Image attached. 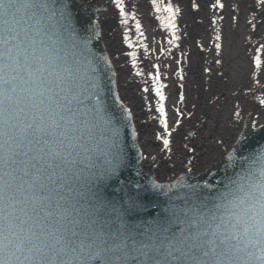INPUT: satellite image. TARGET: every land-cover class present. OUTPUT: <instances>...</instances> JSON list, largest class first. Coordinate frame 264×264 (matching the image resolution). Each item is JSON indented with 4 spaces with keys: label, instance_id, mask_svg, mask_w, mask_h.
<instances>
[{
    "label": "snow or ice",
    "instance_id": "snow-or-ice-1",
    "mask_svg": "<svg viewBox=\"0 0 264 264\" xmlns=\"http://www.w3.org/2000/svg\"><path fill=\"white\" fill-rule=\"evenodd\" d=\"M113 2L125 16L122 0ZM256 3L264 8V0ZM65 7L56 9L62 19ZM163 10L169 16L161 23L178 39L179 8ZM54 14L52 0H0V264H264V172L211 208L202 205L205 211L194 206L136 222L142 203L105 200L100 185L120 157L97 165L88 154L79 68L57 47L64 41L48 24ZM215 47L219 54L221 44ZM128 55L135 67L136 53ZM159 79L157 71L153 90L168 148Z\"/></svg>",
    "mask_w": 264,
    "mask_h": 264
},
{
    "label": "bare ground",
    "instance_id": "bare-ground-1",
    "mask_svg": "<svg viewBox=\"0 0 264 264\" xmlns=\"http://www.w3.org/2000/svg\"><path fill=\"white\" fill-rule=\"evenodd\" d=\"M81 1L85 4L90 2ZM100 1L105 4L101 16L106 18L104 25L100 24V32L114 68L117 93L131 113L138 142L141 147L145 145L148 148V155L142 156L140 161L150 173L165 179L173 171L189 170L186 161L182 164L178 159L175 160L178 154L198 159V163L206 162L211 151L217 148V141L224 143L226 147L229 145L239 128L242 110L251 105V111H257L253 122L264 120V104L259 103L264 99V8L259 6L256 0H219L223 7L217 6V0H156L155 5L152 0H122L125 10L123 17L113 0ZM108 1H112L111 5ZM169 4L173 10L179 8L175 18V36L178 39L175 40L172 30L161 23V19L167 21L169 13L163 9ZM156 7L161 11L157 12ZM123 19H127V24L121 23ZM137 23L140 24L139 32ZM217 34L221 37L219 41L216 40ZM125 35L132 47L125 41ZM217 43L221 44L219 54L215 47ZM257 48L261 49L260 52H257ZM129 52L136 53L135 67ZM257 56L261 62L260 68L255 67L251 60L255 62ZM201 59L202 63L204 62L202 66L206 63L209 65L210 73L206 74L207 79L204 72H193ZM217 60L220 63H217ZM157 71L159 76L165 78H170V75L183 78L185 74V77H190L199 86L196 90L193 87L192 90L198 95L195 102L197 110L194 109L195 115L191 114L196 116L193 117V125L196 128L188 125V120L185 121L187 126L180 132L181 140H175L177 147L172 152L175 157L173 167L167 162L169 157H161L159 154L161 152L157 148L158 140L154 134L157 119L152 114L153 109L148 108V104L137 105L141 96L150 100L149 94L138 90V87L145 85L148 78L153 79ZM137 72L140 75H137ZM257 75L259 76L256 79L260 82L263 80L262 84L253 83L252 79ZM203 80L211 82L212 93H217L214 98L215 107L213 106L215 110L211 108L210 102H207L208 109L206 104H202ZM242 84L251 87L246 96L240 90ZM146 86H151V83ZM255 90L263 92L256 94ZM203 115H209V120ZM204 125H217V128L208 129V126L204 130ZM150 131H153V134ZM193 134L200 135L199 139L193 140V148L190 150L183 149V145H190ZM212 135L216 142L210 139ZM156 157L161 160L159 166L151 168ZM195 162L197 161L192 160L190 165H195Z\"/></svg>",
    "mask_w": 264,
    "mask_h": 264
},
{
    "label": "water",
    "instance_id": "water-1",
    "mask_svg": "<svg viewBox=\"0 0 264 264\" xmlns=\"http://www.w3.org/2000/svg\"><path fill=\"white\" fill-rule=\"evenodd\" d=\"M61 4L66 5L67 19L56 11ZM99 7L98 3L88 5L81 0H52L55 14L48 24L54 25L59 39L64 41L58 40L57 47L72 53L69 64L75 62L74 66L79 68V92L83 100L80 107L82 119L87 122L83 142L90 149L88 154L97 165H103L113 155L120 157L115 174L100 185L105 200L117 207L126 206L130 199L142 203L144 210L135 217L136 222H141L194 206L205 211L202 205L211 208L239 184L258 180L264 172V124L252 126L249 116L231 147L200 173H182L171 181H157L141 168L135 128L127 107L116 93L114 70L95 19ZM22 14L27 19L30 13ZM252 106L242 110L234 136Z\"/></svg>",
    "mask_w": 264,
    "mask_h": 264
},
{
    "label": "rangeland",
    "instance_id": "rangeland-1",
    "mask_svg": "<svg viewBox=\"0 0 264 264\" xmlns=\"http://www.w3.org/2000/svg\"><path fill=\"white\" fill-rule=\"evenodd\" d=\"M108 2L111 5L112 1H108ZM102 4L105 5L104 3H102ZM103 25H104V23H103ZM257 49H259V48H257ZM260 50H259V52H260ZM251 60L254 63V66L256 67L253 59H251ZM203 63H202V59H201V61L198 60V63L196 64L193 72H197V71L204 72L205 73V79H207L206 74L210 73V69H209V65L207 63H206L207 66L206 65L202 66ZM258 76L259 75H257L256 77H253V79H252V80H254L253 83L258 82V83L262 84L263 80L260 82V81H258L259 79H256ZM149 82H150V79H148V81L145 83V85L144 84H143V86L139 85L138 90H142L143 92H147L149 94L150 100L148 101L144 96H141V97H139V99L137 97L139 102H137V99H136V102L138 103L137 105L148 104V108L153 109L152 114L157 119L155 122L156 127L154 129V132H155L154 134L156 135V138H157V134H159L162 137L161 139H157L158 140L157 148L161 152L159 154L161 157L162 156H166L167 158L169 157L167 162L170 166L173 167L175 165V162H174L175 157L173 156L174 153L172 154V152H174L175 148L177 147L175 140L179 141L180 132H181L182 128L184 130L185 127L187 126V124L185 125V121L188 120V122H187L188 125L190 124L193 128H196V127H194L195 125H193L194 124L193 119L196 116H191V114L193 113V115H195L194 109L197 110V107H196L197 105L195 104V102H196L198 95H196L195 91L192 92V90H193V87L196 90V88L197 87L199 88V86L197 83H195V81L191 80L190 77L189 78H187V76L185 77V74H184L183 78H177L176 75H170V78H165L164 76L160 77L159 83L163 84L165 86L162 89V91L164 93V97H165L163 103H164L166 118L168 121L169 132L171 133L170 135H167V138L169 139V146H168V148H165L164 144H163V137L166 134L164 132L163 126L160 124V114H159V112L156 111L157 106L159 105L160 101H159V97L156 96V94L153 90V87L146 86L147 83H149ZM210 83L211 82H209L208 80H206V81L203 80V83H202L203 88L202 89H204V91H203L204 96H202L201 101L205 102V103L203 102L202 104H206L207 109L209 108L207 105V102L208 103L210 102V104H212L211 108L214 109V107H215L214 98L217 96V93H212L213 90L210 87ZM250 85L252 87L251 83H250ZM251 87L249 88L246 86V84H242L240 90H242L243 95L246 96L247 92H250ZM145 89H147V91H145ZM255 91L257 92V90H255ZM261 92H263V91L257 92L256 94L261 93ZM251 96H252V94H250V97ZM132 97H134V96H132ZM212 102H214V103H212ZM188 104L190 105V107L187 108ZM256 105H258V104H256ZM140 110H141V108H140ZM207 112H209V111L207 110ZM209 117H210L209 115H207V117L204 116V118H206L207 120H209ZM177 121H179V123H177ZM201 127H202V125H201ZM207 127H208V129H210V128L216 129L217 125H204V130H206ZM191 130L193 131V129H191ZM194 131L197 132V131H199V129H197V130L194 129ZM151 134H153V131L151 132ZM209 136H211V135H209ZM199 137H200V135L193 134V136L191 137L192 139L190 140V145L187 147L183 145V149L187 148V150L188 149L190 150L191 148H193V140L195 138L199 139ZM210 139H212L213 142L217 141L213 135ZM216 144L218 145L217 148L214 149L213 151H211V154L209 155V157L206 158V162L200 161L198 163V161H199L198 159L197 160L192 159V158L190 159L187 157H183L180 154H178V157L175 160L178 159V161L181 162L182 164L186 161L187 162L186 165H188L187 169H189L190 171L198 170L201 167H203L204 165H206L207 163H209L210 161H212L214 158H216L217 156L222 154L227 148L224 143H220L217 141ZM142 149L144 150L143 151L144 156H147L148 155V150H147L148 148L145 145H142ZM156 158L157 159H155V161L152 162L153 165L151 164V166H150L151 168L155 165L159 166V160L160 159H158V157H156ZM192 160L197 161V162H195V165L191 166L190 162ZM204 163H206V164H204ZM150 167L148 165V168H150ZM153 172H154V174H158V173H155V171H153ZM174 174H175V172L173 171V173H170L169 176H173ZM159 178H161V177H159Z\"/></svg>",
    "mask_w": 264,
    "mask_h": 264
}]
</instances>
